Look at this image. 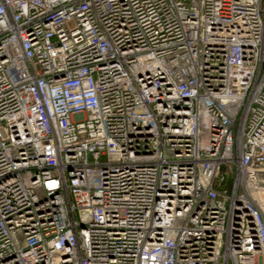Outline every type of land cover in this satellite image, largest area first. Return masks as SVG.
<instances>
[{
	"label": "built area",
	"instance_id": "built-area-1",
	"mask_svg": "<svg viewBox=\"0 0 264 264\" xmlns=\"http://www.w3.org/2000/svg\"><path fill=\"white\" fill-rule=\"evenodd\" d=\"M0 264H264V0H0Z\"/></svg>",
	"mask_w": 264,
	"mask_h": 264
}]
</instances>
